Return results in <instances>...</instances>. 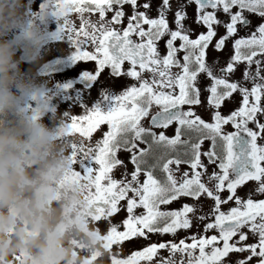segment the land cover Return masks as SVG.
I'll return each instance as SVG.
<instances>
[{
	"label": "snow or ice",
	"instance_id": "1",
	"mask_svg": "<svg viewBox=\"0 0 264 264\" xmlns=\"http://www.w3.org/2000/svg\"><path fill=\"white\" fill-rule=\"evenodd\" d=\"M188 2L196 5V24L206 27L196 38L186 27L184 5L170 0H162L158 18L151 17L150 2L56 0L52 12L59 22L57 38L71 42L74 61L95 62L94 71L85 70L83 77L89 91L105 69L111 77L132 81L119 94L101 91L91 106L86 97L80 105L83 114L70 116L71 132L86 146L74 154L77 174L94 190L97 220L107 216L118 225L116 214L126 213L123 230H113V242L130 241L141 250L125 245V258L116 264H264V199L254 198L256 193L264 196V146L257 143L264 138V23L255 27L249 17L264 18V0ZM218 25L226 35L218 37ZM238 26L251 34L234 40L235 54L226 67L209 62L214 38V49L221 51L238 35ZM241 64L247 66L243 79L232 82ZM202 73L207 86L198 83ZM234 93L242 97V106L222 114L225 101L236 103ZM195 106L205 107L209 120ZM173 124L175 135L169 137L166 130ZM101 125L107 130L94 139ZM206 141L209 146L202 151ZM121 152L130 154L131 173L118 157ZM114 170L122 178H114ZM248 181L256 183L245 191L242 186ZM182 197L193 203L162 210ZM180 229L196 234L159 242L165 234L176 237ZM161 250L167 258L157 259Z\"/></svg>",
	"mask_w": 264,
	"mask_h": 264
},
{
	"label": "clouds",
	"instance_id": "2",
	"mask_svg": "<svg viewBox=\"0 0 264 264\" xmlns=\"http://www.w3.org/2000/svg\"><path fill=\"white\" fill-rule=\"evenodd\" d=\"M55 3L34 13L30 0H0V264H116L119 226L95 218L94 190L77 174L74 154L86 146L34 71Z\"/></svg>",
	"mask_w": 264,
	"mask_h": 264
},
{
	"label": "rangeland",
	"instance_id": "3",
	"mask_svg": "<svg viewBox=\"0 0 264 264\" xmlns=\"http://www.w3.org/2000/svg\"><path fill=\"white\" fill-rule=\"evenodd\" d=\"M145 2H150V15L152 18H158L159 15V6L162 4V0H138V4H142ZM173 5L183 4L184 10L187 13L188 19L186 20V27L190 28L192 32V38H196L198 34L201 32H206V27L199 26L195 22L196 17V5L194 2L189 3L188 0H170ZM45 0H30V5L32 11L34 13H41ZM125 10L127 15H131V8L130 6H125ZM143 10V9H141ZM75 16L76 14H71ZM250 23L255 27H258L260 23H264V18L257 16L256 14H249ZM219 20H225V15L218 13ZM48 25L49 28V35L51 39L49 43L43 50V59L40 65L35 66L34 71L37 73V81L43 85H45V89L47 94L52 97L51 106L55 109L57 114H68L71 115H82L83 110L80 108V105L84 103L86 97L90 101L89 106L91 103H94L97 99H99V93L104 90L114 91L116 94H119L123 87L122 85L130 86L132 81L131 78H123V77H111V70L105 69L103 73H101L100 78L96 85H94L93 89L89 91L87 87L86 81H84V73L85 70L94 71L95 69V62L94 61H81L77 62L73 60L74 50L71 46V42L68 41L66 38H57L56 34L59 31V22L55 17H44L43 18ZM170 26L174 27V23L172 22V16H169ZM230 22V20H229ZM218 30V37L222 35H226V29L222 25L214 26ZM253 30H255L253 28ZM250 32H246L241 30L240 26H238V35L234 38L229 39V47L227 43L225 44L226 47L222 50L221 53H217L215 51H210L207 53L206 59L209 62H215L218 65H223L222 60L231 59L234 56V40L240 37H246L250 35ZM217 37V38H218ZM213 43L216 42V39ZM179 42H177L178 46ZM166 47L165 41L161 40L159 42V48L163 51ZM227 52H229L227 54ZM225 66V65H224ZM33 66L31 65H24V68L27 70ZM125 68L128 67V64L125 63ZM247 70L246 64H241L238 66V70L234 73V76H231L230 79L232 82H239V76L243 78L244 71ZM254 71V66H253ZM247 86L251 87L250 82ZM70 86V87H69ZM207 93L205 92L202 95V100L206 105V97ZM233 96L235 97L236 103H230L231 98L228 102L225 101V106H222V114L230 115L231 111L237 110L240 106H242V97L238 94L234 93ZM262 106H264V100H262ZM201 109L202 112L206 110L205 107L196 106L194 110ZM209 112L208 110H206ZM258 119H261L260 114L257 115ZM46 123L53 122V113L49 112L45 117ZM261 122L264 123V119H261ZM249 127H251L254 131H259V129L255 128V125L250 123ZM230 130H235L234 128L229 125ZM107 130V125H101L96 132L93 133V138H102V132ZM166 134L169 137H173V129L169 128L166 130ZM78 135V133H77ZM259 145L264 146V138L260 139L258 142ZM118 157L123 159L127 165V170L129 173L134 170V165L131 164L130 154L127 153H118ZM183 169H186L187 166H182ZM78 169V168H77ZM79 170V169H78ZM211 170V169H210ZM114 178H122L121 173L119 171L114 170L113 172ZM204 199V198H202ZM122 204L124 202H121ZM184 203H193L191 198L182 197L178 201H174L171 205L162 206V210H179L183 207ZM201 208H204L201 205ZM206 210V209H204ZM223 210V206H222ZM126 218L125 211L116 214L115 221L118 222L119 230H123V219ZM112 219V218H110ZM106 223V222H104ZM189 234H196L193 230H184L180 229L177 232L176 237H172L171 234H165L163 238L160 239L159 242H167L168 240H172L174 242H178L179 239H185V233ZM153 238L159 236V234H151ZM137 239V238H133ZM142 239V238H140ZM190 242V241H189ZM125 245L128 249L132 247H136L138 245L131 243L130 241H125L121 245L123 250ZM139 247V246H138ZM127 255H130V251L126 252ZM160 256H164L167 258L166 250H161L159 253Z\"/></svg>",
	"mask_w": 264,
	"mask_h": 264
},
{
	"label": "flooded vegetation",
	"instance_id": "4",
	"mask_svg": "<svg viewBox=\"0 0 264 264\" xmlns=\"http://www.w3.org/2000/svg\"><path fill=\"white\" fill-rule=\"evenodd\" d=\"M214 41H215V38H214ZM213 41V42H214ZM227 43V46L229 47V42L227 41L226 42ZM213 45H214V43H213ZM213 45H210L209 46V50L210 51H215V52H217V53H221L222 52V50L221 51H216L215 49H214V46ZM225 47H226V45H225ZM209 52V51H208ZM229 52H227V54H228ZM182 55V54H181ZM230 60V59H229ZM229 60H226V59H224V60H222L221 62H222V64H223V66L225 65V67H226V61H229ZM127 63V62H126ZM221 65V64H220ZM232 76H234V75H232ZM242 77H240L239 76V82L240 81H242ZM198 83H200L202 86H207L208 85V81H207V78H206V76L202 73L201 74V77L200 78H198ZM246 84H248V83H246ZM205 99V98H204ZM226 102H228V104H229V101H226ZM196 107V106H195ZM199 107V106H198ZM197 112H198V114H200L201 116H202V118H204L205 120H209V116H210V113L209 112H207L206 110L204 111V112H202V110L201 109H198L197 110ZM169 128H172L173 129V136L175 135V128H176V125L175 124H173V125H171ZM225 129L227 130V131H235V130H230L229 129V125H225ZM157 131H161V130H157ZM259 140L260 139H258V141H257V143L259 142ZM209 143L210 142H205V144L202 146V151L203 150H206L207 148H208V146H209ZM205 162H206V160H205ZM255 181H248L247 182V184L246 185H244V186H242L243 187V189L245 190V191H247L248 190V188L249 187H251L252 185H255ZM238 191H240L239 189H238ZM253 191H254V189H253ZM254 198H259V199H264V196H260V194L259 193H256V196L254 197ZM136 250H141L140 249V247H138V246H136V247H132L131 248V251H136ZM131 251H130V253H131ZM159 254H158V257H157V259L159 258ZM141 264H144V262H141Z\"/></svg>",
	"mask_w": 264,
	"mask_h": 264
}]
</instances>
